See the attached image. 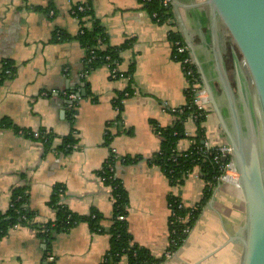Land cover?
<instances>
[{
	"label": "crops",
	"instance_id": "1",
	"mask_svg": "<svg viewBox=\"0 0 264 264\" xmlns=\"http://www.w3.org/2000/svg\"><path fill=\"white\" fill-rule=\"evenodd\" d=\"M204 2L172 0L173 20L159 25L138 0H0V71L6 62L15 70L0 84V119L16 128L0 132V211L9 210L14 189L28 186L32 224L54 222L57 212L50 202L61 186V205L81 216L95 210L104 217L100 231L80 223L56 236L51 248L55 264H101L108 253L114 202L101 172L111 153L116 158L114 176L129 196V231L155 258H162L169 245L170 198L180 197L187 207L202 200L206 185L199 169L176 188L150 159L162 142L153 123L172 126V111L187 104V82L169 35L178 33L202 60L210 37V10ZM77 5L91 8L108 35L107 46L118 48L133 40L117 66L123 77L111 78L107 66L81 77L87 52L73 38L91 22L88 17L83 25L72 15ZM57 32L71 39L52 42ZM132 65L131 80L127 73ZM83 91L85 97L76 106L65 104L66 93ZM184 128L187 138L178 143L179 152L187 151L198 134L193 119ZM203 128L212 146L226 144L213 112ZM18 129L47 131L51 144L46 147L40 140L20 136ZM65 138H72L76 146L62 149ZM125 158L140 161L125 165ZM213 196V208L210 200L185 244L163 264L242 263L243 247L228 244L229 236L245 223L242 192L231 180L220 183ZM45 254L44 242L29 226L16 227L0 240V264H43Z\"/></svg>",
	"mask_w": 264,
	"mask_h": 264
},
{
	"label": "trees",
	"instance_id": "2",
	"mask_svg": "<svg viewBox=\"0 0 264 264\" xmlns=\"http://www.w3.org/2000/svg\"><path fill=\"white\" fill-rule=\"evenodd\" d=\"M143 9L150 15L151 19L159 25L169 24L173 20L172 5H165L163 0H138ZM86 7V11L81 14H77L81 24L84 25V21L89 17L91 26L82 27L79 34L73 39L77 40L80 45L86 50V57L84 59V71H92L97 67L106 66L110 63H121V53L133 46V40L126 42L120 47H110L108 43V35L105 29L100 25L99 21L95 20L93 11L90 7ZM156 14V18L153 15ZM103 39L105 47L103 49L95 50V59L89 62L90 51L97 45V39ZM71 39L68 35H64L62 32H57L53 35L52 42H65ZM171 42L180 41L183 45H186L178 33L171 32L169 35ZM107 57L110 60L107 61ZM183 58V57H182ZM181 60L178 58L177 61ZM9 70L11 75H6L5 71ZM134 73V65L131 66L127 77L132 80ZM15 74V70L12 68L10 62L4 64L3 69L0 71V84L10 80ZM195 74L199 82L202 83L200 74L198 73L195 65ZM88 89V85H85ZM217 91L220 93L219 88ZM131 95V92H127ZM124 94L119 98L122 99ZM191 89L186 90L187 104L181 108L182 111L172 113L176 118L172 126L159 127L153 123L155 131L161 136V148L156 153L150 163L152 165L159 166L165 176L168 178L171 186L181 188L189 175L196 169L200 170L201 177L205 182V192L202 200L192 206L179 209L178 206L182 204L180 197H171L169 203H172L171 215H170V237L169 245L166 253L170 252L173 255L176 254L180 248L187 241L190 231L199 220L204 208L211 200L216 187L220 184V179L225 176L224 166L225 163L221 162L220 165L212 162V157L203 156L200 153L193 152L191 147L185 152H179L177 150L178 143L187 138L184 124L188 119H194L198 135L194 138L197 145H201L205 139V130L203 124L205 123L206 116L200 117V112L196 106L192 103ZM117 100V104H119ZM121 109V108H120ZM75 111L70 115L71 123L75 122ZM16 128L13 123L6 118L0 119V132L3 130H10ZM21 129L17 130V133ZM44 132V131H42ZM47 141L44 143L48 147L52 141V135H48ZM111 134L107 137L111 139ZM67 146H76L75 141L72 138H65L63 140L62 149H66ZM192 153V154H191ZM185 154H188L186 157ZM176 159V161H174ZM140 161V158H125L123 164H134ZM116 158L111 153L110 160L105 164L101 177L104 179L105 184L112 188L113 198V215L111 218V228L109 230L110 235V248L101 264H163L167 258L164 255L162 258H155L147 249L139 246L134 242L133 237L129 231L128 223V209H129V196L125 190L122 182L116 179L114 176ZM64 193V189L61 186H57L54 190L51 198L50 205L56 210L57 218L54 222H50L44 226L37 227L32 224L33 213L28 209L29 202V187L23 186L13 190L11 203L13 207L5 213L0 211V240L4 239L9 232L19 226H29L37 230L38 237L44 242L46 246L45 260L43 264H55V262H49L48 259L51 256L52 244L55 241L56 236L62 233L68 232L74 226L80 223H87L93 231H100L102 228V221L104 217L97 211L92 210L88 215H78L66 207L60 204L61 195ZM120 217H124V220H120Z\"/></svg>",
	"mask_w": 264,
	"mask_h": 264
},
{
	"label": "water",
	"instance_id": "3",
	"mask_svg": "<svg viewBox=\"0 0 264 264\" xmlns=\"http://www.w3.org/2000/svg\"><path fill=\"white\" fill-rule=\"evenodd\" d=\"M204 3L210 10L209 43L205 45L202 60L193 47L191 55L208 95V104L231 149L232 170L238 175L236 187L245 202V223L234 236H229L228 244L243 247L241 264H264V0H205ZM220 25L236 45L244 64L239 61L235 64L236 91L227 69ZM250 83L257 97L258 114ZM76 96L74 100L66 99L65 104L76 106L85 92ZM224 107L229 115L224 113ZM214 202L213 196L210 208Z\"/></svg>",
	"mask_w": 264,
	"mask_h": 264
},
{
	"label": "built area",
	"instance_id": "4",
	"mask_svg": "<svg viewBox=\"0 0 264 264\" xmlns=\"http://www.w3.org/2000/svg\"><path fill=\"white\" fill-rule=\"evenodd\" d=\"M165 5H171L172 4V0H163ZM86 11V7L84 5H77L75 6L72 10L71 13L72 15L77 19V14H81L84 13ZM153 17L156 18V14L153 15ZM80 21V20H79ZM172 46L174 47L175 50V56L176 58H181V60H179L181 66H182V70H183V75L186 79L187 82V89H191V93L193 94L192 96V105L196 106L198 108V111L200 112V117L202 116H207L209 113H212V109L208 104L207 98L208 95L202 85V83L199 82L198 78L196 77L195 74V61L193 59V56L191 55L190 49L187 45H183L180 41H175L172 42ZM105 47L103 39L98 38L97 39V45L91 49L90 51V59L88 63H91L94 59H95V50H99V49H103ZM183 57V58H182ZM110 60V57H107V61ZM119 64L118 63H110L107 64V68L110 71V76L113 79H117L119 77H123L122 74H120L118 72L117 66ZM6 75H11V72L9 70L5 71ZM90 75V71H84L81 74L82 78H87ZM65 96L68 99L74 100L77 98L76 93H66ZM126 96H130L129 93L126 94ZM165 110H167L168 108L165 106L164 107ZM182 111V109L179 110H173L172 113H176ZM194 120V119H193ZM18 134L20 136H25V137H29V138H33L36 140H40L41 142H45L48 139V135H50L49 132L47 131H29V130H25V129H21ZM198 135V134H197ZM196 135V136H197ZM190 139V145H189V149L192 147L193 148V152L196 153H200L203 156H210L212 157V162H214V164L216 165H220L221 162L225 163L226 166H224V173L225 176H223L220 179V183H225L227 181H231L233 180V183L236 185L237 184V179H238V175L232 170V162H231V149L230 147L225 144L222 146H212L206 139H204V141L202 142L201 145H197L196 141H195V137ZM192 154V153H191ZM185 156L187 157L188 154H185ZM174 161H176V159H174ZM233 174L237 175V178H234ZM13 207V204L11 203V206ZM185 206V204L182 202V204H180L178 206L179 209H183ZM192 207V206H190ZM169 208L170 211L172 209V203H169ZM124 217H120V220H124ZM191 232V231H190ZM167 259H170L173 254L170 252H167L165 254ZM49 262H53L54 258L53 257H49L48 259Z\"/></svg>",
	"mask_w": 264,
	"mask_h": 264
},
{
	"label": "flooded vegetation",
	"instance_id": "5",
	"mask_svg": "<svg viewBox=\"0 0 264 264\" xmlns=\"http://www.w3.org/2000/svg\"><path fill=\"white\" fill-rule=\"evenodd\" d=\"M229 36V34H228ZM221 41H222V45L224 47V52H225V60H226V64H227V69H228V73L231 79V82L233 84V86H235V91L237 89V77H236V61H239L242 65V61L240 60L241 56L240 53L236 47L235 44H232L228 39H227V35H222L221 36ZM234 43V42H233ZM245 75V73H244ZM224 113L226 115H229L227 109L224 107L223 108ZM257 111V109H256Z\"/></svg>",
	"mask_w": 264,
	"mask_h": 264
},
{
	"label": "rangeland",
	"instance_id": "6",
	"mask_svg": "<svg viewBox=\"0 0 264 264\" xmlns=\"http://www.w3.org/2000/svg\"><path fill=\"white\" fill-rule=\"evenodd\" d=\"M220 33H221V36H222V35H227V39H228L232 44H234L233 41H232V39H231V37L228 36V32H227V31L225 30V28H224L223 26H221V25H220ZM240 60L242 61L241 58H240ZM242 65H244V64H243V61H242ZM245 74H247V77H248V73H247V71H245ZM248 80H249V82H250L249 77H248ZM216 87L219 88V86H218L217 84H216ZM249 87H250L251 90H252V99H253V103H254V108H255V111H256V109H257L256 113L258 114V103H257V97H256V94H255V91H254V87L252 86L251 83H250ZM257 117H258V116H257ZM208 135H209V133H208ZM233 176H234V178H237V175H236V174H233ZM232 182H233V180H232Z\"/></svg>",
	"mask_w": 264,
	"mask_h": 264
}]
</instances>
